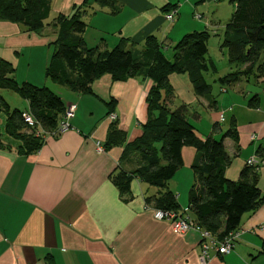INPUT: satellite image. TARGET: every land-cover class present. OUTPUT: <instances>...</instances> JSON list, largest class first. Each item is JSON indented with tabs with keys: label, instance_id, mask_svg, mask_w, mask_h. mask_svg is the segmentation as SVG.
<instances>
[{
	"label": "crops",
	"instance_id": "1",
	"mask_svg": "<svg viewBox=\"0 0 264 264\" xmlns=\"http://www.w3.org/2000/svg\"><path fill=\"white\" fill-rule=\"evenodd\" d=\"M85 1L91 5L83 17L87 22L83 36L89 47L112 49L127 38L139 52L147 37L154 35L173 54L185 34L214 26L206 16V5L220 0H186L189 5L182 0H116L115 11L99 7L95 0H52L53 20H47L41 32L0 19V60L13 63L12 76L19 83L48 85L42 70L50 62L58 37L57 17L72 15L75 6ZM174 8L178 15L170 22L165 14ZM196 14L203 17H191ZM22 65L26 69L18 74ZM169 79L176 105L187 103L192 113L198 112L193 109L197 104L209 106L205 97L195 94L188 74L173 73ZM231 84L235 83L226 85ZM153 85L144 76L114 80L105 74L92 83L93 94L70 88L72 93L57 91L66 106L77 104L72 127L57 137L47 136L31 155L19 152L21 141L8 135L4 124L6 137L0 132V264H203L200 230L177 232L171 221L157 219L155 207H149L146 198L162 190L133 177L123 194L114 181L121 169L132 171L142 163L138 153L124 159L125 145L107 148L109 133L116 127L125 131L126 142L142 136ZM237 86L228 90L224 85L221 90L228 95L223 110L232 113L230 125L234 122L238 132L236 139H224L230 156L226 176L240 180L247 160L257 156L260 165L255 180L264 195V88L254 91ZM113 100L115 124L107 116ZM219 101L215 108L220 107ZM221 114L226 120L224 112L217 110L209 135L219 127ZM197 133L202 139L209 136L198 129ZM182 155L184 163L166 189L177 194L178 213L195 221L189 199L192 188H200L193 168L199 154L194 146L186 145ZM238 229L241 235L234 249L212 256L206 264H264V200L243 215Z\"/></svg>",
	"mask_w": 264,
	"mask_h": 264
},
{
	"label": "trees",
	"instance_id": "2",
	"mask_svg": "<svg viewBox=\"0 0 264 264\" xmlns=\"http://www.w3.org/2000/svg\"><path fill=\"white\" fill-rule=\"evenodd\" d=\"M231 1L236 3V8L226 25L224 45L229 47L231 64L248 65L245 71L237 69L220 77L223 86L238 81L242 75L251 76L258 61L259 68L264 66V0ZM95 3L99 7H111L114 11L117 8L116 0H95ZM51 4L52 0H0V19L20 23L28 31L41 32L50 17ZM90 9L91 5L85 1L81 6H75L72 15L59 14L57 17L58 37L53 42L54 51L46 76L57 84L88 94H93L92 83L105 74H110L114 80L139 76L152 79L154 85L147 97L148 119L142 136L133 142H126L125 131L116 127L109 133L107 148L125 145L124 159L138 153L142 163L132 171L121 169L114 176V181L125 194L129 191L132 178L140 177L148 185L162 190L146 198L149 206L178 213L177 194L166 188L184 163L183 147L194 146L199 155L193 168L200 188L193 187L190 194L193 219L201 228L222 239L240 226L245 213L254 210L264 200L255 180L257 170L247 164L240 180H231L226 176L230 156L224 139L227 136L236 139V124L232 122L221 139L214 135L205 139L199 137L192 122V118H199V112L192 113L187 103L175 104L176 91L169 79L173 73L188 74L195 94L205 97L209 106L217 104L212 85L206 78L209 71L217 70L208 57L211 34L208 30L185 34L174 46L172 58L154 35L147 37L145 48L139 52L130 47L127 38H122L112 49L102 50L98 46L89 47L83 36L87 28L83 17ZM164 10L167 11V7ZM14 72L12 62L0 60V88L18 91L29 101L30 112L38 122L32 127L35 133L22 132V127L28 125L22 117L23 111H12L1 94L0 113L6 116L5 132L21 141L19 152L31 155L45 142L43 135L37 133L38 127L45 131L56 129L67 106L58 92L47 85L19 83L12 76ZM255 98L257 95L249 104ZM114 105V100L108 103L111 110L107 116L113 112ZM116 121L112 122L115 124ZM1 122L0 118V132Z\"/></svg>",
	"mask_w": 264,
	"mask_h": 264
},
{
	"label": "rangeland",
	"instance_id": "3",
	"mask_svg": "<svg viewBox=\"0 0 264 264\" xmlns=\"http://www.w3.org/2000/svg\"><path fill=\"white\" fill-rule=\"evenodd\" d=\"M185 1V2H183ZM183 4L189 5V2L187 3L186 0H182ZM208 8V11L206 12V16L209 18L211 23H213L212 28H208V32L211 34L208 40V57L209 60H211L214 65L217 67L216 71H209L206 74V78L208 82L212 85V91H213V96L215 99L220 100V107L215 108L214 106H203L201 104H197V107H194L193 109H196L199 113L200 116L198 119H193L192 122L196 126V129H198L201 133H205V135H209L210 132L213 130L214 126V119L213 115L218 111H222L225 114L226 120L219 122V127L215 130L216 136H218V139H221L224 133L230 128V119L232 113L228 112V110H223L227 109L225 108V103H227L228 95L227 93L221 94L222 90V84L220 81V77H224L227 74L238 70H246V66L248 64H245L243 66H235L230 63V50L229 47L224 45V28L226 27L227 23L231 20L232 14L235 11L236 8V3H234L231 0H220L219 2H211L208 5H206ZM202 15V14H201ZM191 16V15H190ZM192 18H195V16H191ZM196 20H199L198 18H195ZM53 20V15L48 19V21ZM56 20H54L55 24ZM51 23V22H50ZM49 32H51L49 30ZM53 46V45H52ZM54 50V47H53ZM168 56L172 57V50H167ZM258 61V60H257ZM259 63V61L257 62ZM255 64V69L253 71V74L251 76H244L242 75L240 77V82L236 81L234 82L235 84L231 85H225V87L230 90L232 89H237V85L242 86V87H248V88H253L256 90H262L264 88V66L259 68V64ZM47 65L43 68L42 73L43 75H46L47 72ZM25 68V65H22L19 69L18 74L21 72V70ZM24 75V74H23ZM21 74L19 77H23ZM42 75V76H43ZM14 77V76H13ZM15 78V77H14ZM48 78V77H47ZM16 81H18L15 78ZM48 80V87H50L54 91H60L64 90V92H69L72 93L68 87L60 85V84H55L51 81L50 78ZM19 82V81H18ZM238 82V83H237ZM0 94L6 99L8 102L10 109L16 110L20 109L21 111H29L30 112V105L28 103V100L25 99L18 91H14L11 89H1L0 88ZM222 96L224 98V101L221 103ZM224 104V105H223ZM1 106V105H0ZM216 109V110H215ZM192 110V109H191ZM0 118L2 120V128L4 127V123L6 120L5 114L0 113ZM3 130V129H2ZM22 132L27 133V134H32L35 133L33 128L29 125H25L22 127ZM2 136L6 137L5 133L2 131ZM214 133V132H213Z\"/></svg>",
	"mask_w": 264,
	"mask_h": 264
},
{
	"label": "built area",
	"instance_id": "4",
	"mask_svg": "<svg viewBox=\"0 0 264 264\" xmlns=\"http://www.w3.org/2000/svg\"><path fill=\"white\" fill-rule=\"evenodd\" d=\"M177 15H178V9L174 8L172 10H169L165 14V18L168 21L173 22L176 20ZM195 17L201 19L203 16L201 14H196ZM76 111H77V104L74 103L69 104L66 107L64 113L62 114V117L60 118L56 129L52 131H45L41 127H38L39 130L37 131V133L43 135L44 138H46L47 136L55 137L61 135L62 133L66 132L72 127L71 120L72 118H74ZM22 117L24 118V121L28 123V125L31 127H34L35 125L38 124L36 119L29 111L24 110L22 113ZM109 119L114 121L117 119V115L115 113H111L109 115ZM220 120L221 121L225 120L223 114H221ZM247 164L249 166H253L256 170H258L260 165V160L257 156H253L247 160ZM154 215L157 219L171 221L173 228L177 232L182 233L192 229L200 230L201 262L203 264H206L214 255H225L227 253H230L234 249L236 242L239 240L241 235L240 229L237 228L230 231L222 239H220L211 231L201 228L195 221L191 220L188 217H184L175 211L155 208Z\"/></svg>",
	"mask_w": 264,
	"mask_h": 264
}]
</instances>
